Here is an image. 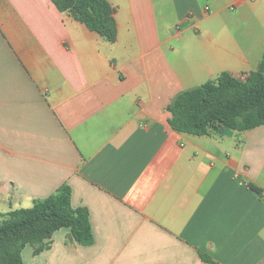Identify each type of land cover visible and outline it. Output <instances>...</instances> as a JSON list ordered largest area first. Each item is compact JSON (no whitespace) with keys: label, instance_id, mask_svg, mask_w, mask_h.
Instances as JSON below:
<instances>
[{"label":"crops","instance_id":"0c3cea01","mask_svg":"<svg viewBox=\"0 0 264 264\" xmlns=\"http://www.w3.org/2000/svg\"><path fill=\"white\" fill-rule=\"evenodd\" d=\"M106 1L115 42L51 0H0V224L68 184L94 244L62 229L25 264H264V126L196 136L167 110L257 69L264 0Z\"/></svg>","mask_w":264,"mask_h":264},{"label":"trees","instance_id":"16d2710c","mask_svg":"<svg viewBox=\"0 0 264 264\" xmlns=\"http://www.w3.org/2000/svg\"><path fill=\"white\" fill-rule=\"evenodd\" d=\"M60 12L70 13L109 42L117 39L114 9L106 0H51ZM170 127L178 133L207 135L213 129L250 131L264 126V53L256 70L245 80L229 72L217 79L179 93L168 106ZM249 188L260 194L253 185ZM82 246H91L95 237L86 208L72 206V189L62 185L33 208L11 212L0 224V264H25L23 251L34 248V255L47 249L46 241L62 230ZM203 262L216 264L200 253Z\"/></svg>","mask_w":264,"mask_h":264},{"label":"rangeland","instance_id":"374dc122","mask_svg":"<svg viewBox=\"0 0 264 264\" xmlns=\"http://www.w3.org/2000/svg\"><path fill=\"white\" fill-rule=\"evenodd\" d=\"M31 249H32L31 246H27V248H26V250H25V252H24V259H25L26 262H28V260H29V255H28V253H29V250H31Z\"/></svg>","mask_w":264,"mask_h":264}]
</instances>
